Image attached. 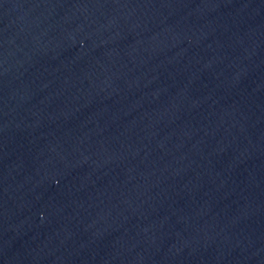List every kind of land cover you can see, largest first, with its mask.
Segmentation results:
<instances>
[{
	"label": "water",
	"instance_id": "obj_1",
	"mask_svg": "<svg viewBox=\"0 0 264 264\" xmlns=\"http://www.w3.org/2000/svg\"><path fill=\"white\" fill-rule=\"evenodd\" d=\"M0 264H264V0H0Z\"/></svg>",
	"mask_w": 264,
	"mask_h": 264
}]
</instances>
